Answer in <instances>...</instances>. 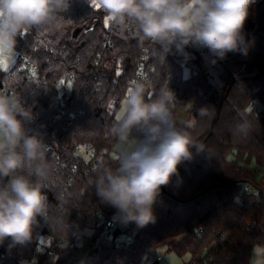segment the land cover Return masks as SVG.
I'll return each mask as SVG.
<instances>
[{"label": "trees", "instance_id": "trees-1", "mask_svg": "<svg viewBox=\"0 0 264 264\" xmlns=\"http://www.w3.org/2000/svg\"><path fill=\"white\" fill-rule=\"evenodd\" d=\"M65 21L59 29H32L18 36L15 52L20 58L9 72L18 73L21 79L15 90L33 106L35 120L29 127L45 139L54 137L62 146L47 153L53 164L48 195L56 214H64L65 208L70 212L72 231H51L42 224L35 231L49 237L42 251L37 249L34 232L27 245L9 248L7 241L0 245V264H20L25 259L56 264L70 257L75 264H158L147 261L163 241L168 251L188 257L184 264H249L254 246L264 254V172L254 169L259 165L264 171V116L249 109L253 99L264 100V25L246 35L247 55L229 53L222 60L218 76L225 81L226 89L220 92L204 70L190 67L189 74H183L188 65L183 54H170L167 62L160 64L148 42L141 46L133 29L121 31L102 10L91 8L88 0H71ZM143 52L149 55L152 71L147 81H151L152 90L158 92L168 86L174 92L177 100L173 110L178 124L195 121L190 131L207 151L197 153L192 149L193 159L182 162L179 174L162 186L154 206L156 222L143 228L120 223L116 227L120 233L129 229L132 233L118 241L120 233L107 237L102 221L113 218L116 210L101 203L92 189L77 195L93 170H87L80 160L64 190L73 196L67 205L59 204L53 191L64 183L65 174L55 159L62 153L67 163L66 153L79 143L91 145L96 151L106 147L109 152L101 159L115 155V145L106 136V129L117 120L120 102L134 82V63ZM24 59L34 63L38 72L24 68ZM5 75L0 71V89L6 87ZM68 93L63 106L66 113L56 118L62 108L60 100ZM178 104H188V118L178 120ZM201 108L208 109L206 116L200 115ZM242 119L254 123L246 139L232 134L233 126ZM244 181L253 185L252 192L243 191ZM87 229L91 234L83 233ZM217 232L221 239H216ZM77 235L89 237L81 248L72 244ZM60 237L66 238L68 245L58 249L53 243ZM49 250L56 252V258L46 259Z\"/></svg>", "mask_w": 264, "mask_h": 264}, {"label": "clouds", "instance_id": "clouds-1", "mask_svg": "<svg viewBox=\"0 0 264 264\" xmlns=\"http://www.w3.org/2000/svg\"><path fill=\"white\" fill-rule=\"evenodd\" d=\"M256 0H88L102 10L106 19L121 31L134 30L141 46L148 42L160 64L170 54L186 48L206 50L223 60L229 53L247 55L244 25ZM71 0H0V71L6 73L0 89V245H27L42 224L51 231H72L65 208L56 214L48 186L53 164L47 157L44 135L29 125L34 122L33 106L15 90L17 72H9L17 37L29 30L50 31L63 26ZM174 92L162 87L152 90L151 81H134L122 102L119 118L106 129L115 145V155L101 159L77 194L92 189L100 202L116 210L124 224L143 228L156 222L154 206L177 176L178 166L207 151L190 129L195 121L179 125L173 106ZM207 108L200 109L206 116ZM254 123L242 119L232 134L248 138ZM73 193L61 192V206Z\"/></svg>", "mask_w": 264, "mask_h": 264}, {"label": "built area", "instance_id": "built-area-1", "mask_svg": "<svg viewBox=\"0 0 264 264\" xmlns=\"http://www.w3.org/2000/svg\"><path fill=\"white\" fill-rule=\"evenodd\" d=\"M260 0H256L258 2ZM148 60H149V55L147 52L141 53L139 58L135 61L134 67H135V75H134V81H147L148 80V73L152 71L151 67L148 66ZM22 66L26 68L29 72L31 73H37L38 72V67L32 63L28 59H24ZM67 79L71 80L70 75L66 76ZM69 93L66 94L64 97L61 98L60 104L62 108L57 112L55 115L56 118H59L61 115L66 113L64 109V99H67ZM249 109L253 111L255 114L264 116V100H261L259 98L253 99V101L249 104ZM72 116V113L70 114ZM51 134H54V132H51ZM46 143L48 145V151L51 150H56L60 149L62 146L60 145V142L56 140L54 137L50 136L48 139H45ZM115 149V147H114ZM115 151V150H114ZM109 150L106 147L101 148L99 151H96L94 147L88 144H75L73 148L66 153V156H68L67 163H65V160L61 158L62 153H58L59 156L55 159V163H60L61 166L64 167V174H65V180L64 183L58 184L55 186V189L53 191V194H59L61 192H64L65 188L69 185V182L73 176V173L76 170L77 164L76 161L80 160L81 162L85 163L87 166V170L94 169L97 164L99 163L101 156L103 154L108 153ZM255 171L259 172L261 171L260 166L254 165ZM58 173V172H57ZM49 187V186H48ZM241 187L244 192H252L254 190V187L252 184L249 182L244 181L241 184ZM83 189V188H81ZM80 189V190H81ZM49 192V188L47 189ZM49 194V193H48ZM52 194V195H53ZM105 229H104V234L109 235L110 231L112 229H115L116 227L119 226L121 223L120 220L114 219V218H109V219H102ZM250 226H252V223H250ZM201 232V229L199 230ZM221 233L217 232L216 233V239H221ZM89 240V237L83 236V235H77L74 237L72 244H74L76 247L81 248L83 247ZM68 245V240L64 237H60L56 239L53 243V246L55 248H62L64 246ZM47 256L51 258H56V252L54 250H49L47 252ZM162 259L161 256L155 255L153 257V260L155 261H160ZM56 264H75L73 257L68 258L67 260L63 262H59Z\"/></svg>", "mask_w": 264, "mask_h": 264}, {"label": "rangeland", "instance_id": "rangeland-1", "mask_svg": "<svg viewBox=\"0 0 264 264\" xmlns=\"http://www.w3.org/2000/svg\"><path fill=\"white\" fill-rule=\"evenodd\" d=\"M260 25H264V1H262L261 3H259V2L255 3V4L250 6L249 15H248V18H247L245 25H244L245 37L249 31L257 28ZM15 54H16V52H15ZM180 54H183L188 60L187 61L188 65L183 68V74L185 76L189 74V68L190 67H193L194 69L204 70L205 74L209 77L210 82L213 85H215L220 92L225 91V89H226L225 81L221 80L218 76V71H219L220 64L222 61L220 62L218 59L209 56L207 54L206 50L196 49V51H193V49L191 47L186 48L185 52L180 53ZM15 63H16V57L14 55V57L12 58V61H11L10 68ZM124 98L120 102V108H121V105H122ZM174 106H175V103H174ZM176 106H177L176 108H177L178 120H183V119L188 118V115L186 114V109L188 107V104H178ZM120 108L116 112V115H115L116 119H118V117H119ZM254 169H255V167H254ZM261 172H264V171L261 170ZM113 218L120 220L119 217L116 215H114ZM120 222L124 226L128 225V224H124L121 220H120ZM113 230L114 229H112L110 231V233L107 237H109V238L112 237ZM83 233L85 235H89V234H91V230H88V229L84 230ZM131 233H132V229H129L128 231L122 230L121 233L118 235L117 240L123 241L127 238V235L131 234ZM34 237H35L36 241L38 242V246H37L38 251H42L44 249V246L49 242V237L42 235L39 232H35ZM86 250H87V247L84 248L83 252L78 255V258H80L82 256V254L84 252H86ZM155 255H159L162 257V259L160 261H158V264H184V262L186 260H188L187 256L178 257L173 252L168 251L167 250V243L165 241L161 242L155 249H153L151 251V257L149 258L147 263L154 261L153 257ZM46 259H48L47 255H46ZM20 264H36V262L34 261V259H30V260L25 259V260H22V262ZM138 264H145V263L141 261ZM249 264H264V254H262L259 246L253 247V249L251 251V258H250Z\"/></svg>", "mask_w": 264, "mask_h": 264}, {"label": "water", "instance_id": "water-1", "mask_svg": "<svg viewBox=\"0 0 264 264\" xmlns=\"http://www.w3.org/2000/svg\"><path fill=\"white\" fill-rule=\"evenodd\" d=\"M15 57L17 59L20 58V54L16 53ZM219 61L221 62L222 60H219ZM61 83H62V85H64V83H65V79L64 78L61 79ZM119 233H120V230L118 228L114 229V231H113L114 236L118 235Z\"/></svg>", "mask_w": 264, "mask_h": 264}, {"label": "crops", "instance_id": "crops-1", "mask_svg": "<svg viewBox=\"0 0 264 264\" xmlns=\"http://www.w3.org/2000/svg\"><path fill=\"white\" fill-rule=\"evenodd\" d=\"M193 49V51H196V49L195 48H192ZM189 51V50H188Z\"/></svg>", "mask_w": 264, "mask_h": 264}, {"label": "snow or ice", "instance_id": "snow-or-ice-1", "mask_svg": "<svg viewBox=\"0 0 264 264\" xmlns=\"http://www.w3.org/2000/svg\"><path fill=\"white\" fill-rule=\"evenodd\" d=\"M119 118V117H118Z\"/></svg>", "mask_w": 264, "mask_h": 264}]
</instances>
